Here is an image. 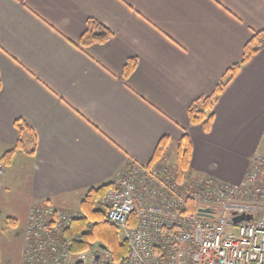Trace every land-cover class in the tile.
Segmentation results:
<instances>
[{
    "label": "crops",
    "instance_id": "1",
    "mask_svg": "<svg viewBox=\"0 0 264 264\" xmlns=\"http://www.w3.org/2000/svg\"><path fill=\"white\" fill-rule=\"evenodd\" d=\"M89 22L111 37L81 46ZM262 29L264 0H0V162L24 145L0 190L19 196L22 222L37 204L79 210L130 163L150 164L163 138L166 157L187 135L191 173L241 181L264 156V46L224 88L208 130L188 108Z\"/></svg>",
    "mask_w": 264,
    "mask_h": 264
},
{
    "label": "built area",
    "instance_id": "2",
    "mask_svg": "<svg viewBox=\"0 0 264 264\" xmlns=\"http://www.w3.org/2000/svg\"><path fill=\"white\" fill-rule=\"evenodd\" d=\"M156 162L130 163L96 199L127 245L119 260L97 246L72 253L81 235L65 231L81 211L43 203L28 210L21 264H264V156L236 183Z\"/></svg>",
    "mask_w": 264,
    "mask_h": 264
},
{
    "label": "trees",
    "instance_id": "3",
    "mask_svg": "<svg viewBox=\"0 0 264 264\" xmlns=\"http://www.w3.org/2000/svg\"><path fill=\"white\" fill-rule=\"evenodd\" d=\"M111 31L104 25L97 22H89L81 36L80 45L89 46L92 44H101L111 37ZM264 46V29L256 32L251 39L244 45L241 60L232 65L220 81L217 83L212 92L204 97L198 98L189 108L188 115L192 125H203L205 130H208L212 121V110L217 99L223 92L227 84L237 74L240 67L245 64L249 59L255 55ZM135 61H129L123 68V75L127 76L135 67ZM15 127L19 135L23 131H31V128L24 122H15ZM167 139L163 138L157 146L153 155V161L163 156ZM24 145L22 139L19 140L14 148L4 153L1 158L5 164H8L12 159L16 150H23ZM191 157V144L187 137L184 135L177 143L175 168L179 177L185 173H190L189 161ZM151 162V163H152ZM109 187V184L90 189L81 201L80 208L82 216L72 222L70 227L65 231L66 236L75 232L81 235V241L72 245V253H80L95 246L96 242H100L107 246L111 255V260H119L126 252V243L118 236V230L104 222V212L102 208L96 204V199L101 196L104 191Z\"/></svg>",
    "mask_w": 264,
    "mask_h": 264
},
{
    "label": "rangeland",
    "instance_id": "4",
    "mask_svg": "<svg viewBox=\"0 0 264 264\" xmlns=\"http://www.w3.org/2000/svg\"><path fill=\"white\" fill-rule=\"evenodd\" d=\"M259 150L264 151V140L261 143ZM176 154L170 152L168 156H161L153 162L167 164L171 170L177 173L175 168ZM10 164V161L9 163ZM8 164L4 163L5 166ZM3 171V172H4ZM7 177L9 171H7ZM193 174L185 173L183 176ZM181 176V177H183ZM6 179L8 180V178ZM179 177V178H181ZM19 196L14 192L0 190V264H21L22 263V248H23V231L25 224L22 222L23 211L20 208L22 205L18 202ZM81 210V208H78ZM119 239L121 238L118 232Z\"/></svg>",
    "mask_w": 264,
    "mask_h": 264
},
{
    "label": "water",
    "instance_id": "5",
    "mask_svg": "<svg viewBox=\"0 0 264 264\" xmlns=\"http://www.w3.org/2000/svg\"><path fill=\"white\" fill-rule=\"evenodd\" d=\"M205 211H209V209H205ZM243 218L248 219L249 216H241V217H238V218H234V220L236 221V220L243 219ZM95 245L97 247L101 248L102 250L106 251V252L108 251L107 246L104 245V244H101L100 242H96Z\"/></svg>",
    "mask_w": 264,
    "mask_h": 264
}]
</instances>
